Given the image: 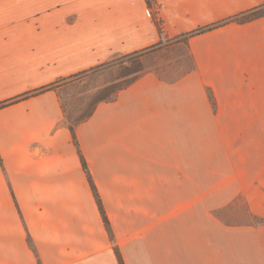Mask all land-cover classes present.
<instances>
[{"label":"crops","instance_id":"obj_1","mask_svg":"<svg viewBox=\"0 0 264 264\" xmlns=\"http://www.w3.org/2000/svg\"><path fill=\"white\" fill-rule=\"evenodd\" d=\"M262 2L0 0V264H264V16L191 34ZM160 31L78 150L60 84Z\"/></svg>","mask_w":264,"mask_h":264},{"label":"rangeland","instance_id":"obj_2","mask_svg":"<svg viewBox=\"0 0 264 264\" xmlns=\"http://www.w3.org/2000/svg\"><path fill=\"white\" fill-rule=\"evenodd\" d=\"M156 23L159 24L158 19ZM170 45L159 40L148 49L101 64L63 81L59 90L65 123H76L88 115L100 99L112 98L118 88L126 86L146 70L148 56L154 61L153 54Z\"/></svg>","mask_w":264,"mask_h":264},{"label":"trees","instance_id":"obj_3","mask_svg":"<svg viewBox=\"0 0 264 264\" xmlns=\"http://www.w3.org/2000/svg\"><path fill=\"white\" fill-rule=\"evenodd\" d=\"M146 2H147V4H148L149 6H151L152 3H153V0H146ZM262 16H264V2H262L260 5H258V6L254 7V8H252V9H250V10H248V11H245V12H242V13H240V14H238V15H235L234 17H231V18L228 19V20H225V21H222V22H219V23L212 24V25H210V26H208V27L199 28V29L193 31L191 34H197V33L204 32V31H206V30H210V29H212V28H215V27L221 25V24L224 23V22H228V21L245 22V21H249V20H253V19H256V18L262 17ZM50 87H52V86H50ZM50 87H47V89L50 88ZM45 89H46V88H43L42 90H45ZM119 89H121V88H118V90H119ZM101 100H104V99H100L99 101H101ZM99 101H98V102H99ZM92 110H93V109H92ZM92 110H91V111H92ZM91 111L89 112V114L91 113ZM86 116H87V115H86ZM86 116H85V117H86ZM82 119H83V118H82ZM79 121H80V120H79ZM79 121H77V122H79ZM77 122L74 123V124H68V127H69V129H70V131H71V133H72V139H73V142H74V144L76 145L77 149L79 150V148H78V142H77V139H76V136H75V131H74V125L77 124ZM81 160H82V167H83V169H84V171H85V173H86V175H87V178H88V181H89V183H90V186H91L92 192H93V194H94V197H95L96 202H97V204H98L99 210H100V212H101V215H102L103 221H104L105 225L109 228V221H108V219H107V217H106V215H105V212H104V209H103V206H102L101 199H100L99 194H98V191H97V189H96V187H95V185H94V182H93V180H92V178H91V175H90V172H89V170H88V167H87V165H86L84 159L82 158V156H81ZM0 164H1V158H0ZM118 257H119V261H120V263L123 264L122 261H121V258H120V256H119V254H118Z\"/></svg>","mask_w":264,"mask_h":264},{"label":"built area","instance_id":"obj_4","mask_svg":"<svg viewBox=\"0 0 264 264\" xmlns=\"http://www.w3.org/2000/svg\"><path fill=\"white\" fill-rule=\"evenodd\" d=\"M160 41L162 42H166L167 38L165 37V35L162 33V31H160Z\"/></svg>","mask_w":264,"mask_h":264}]
</instances>
